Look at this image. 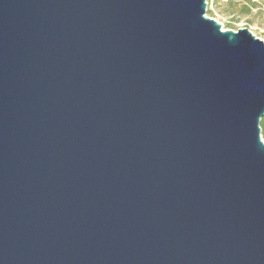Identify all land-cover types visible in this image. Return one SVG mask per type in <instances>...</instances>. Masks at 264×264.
Wrapping results in <instances>:
<instances>
[{
	"label": "water",
	"instance_id": "water-1",
	"mask_svg": "<svg viewBox=\"0 0 264 264\" xmlns=\"http://www.w3.org/2000/svg\"><path fill=\"white\" fill-rule=\"evenodd\" d=\"M206 0H0V264H264V42Z\"/></svg>",
	"mask_w": 264,
	"mask_h": 264
},
{
	"label": "rangeland",
	"instance_id": "rangeland-1",
	"mask_svg": "<svg viewBox=\"0 0 264 264\" xmlns=\"http://www.w3.org/2000/svg\"><path fill=\"white\" fill-rule=\"evenodd\" d=\"M205 16L222 30L247 29L264 42V0H206Z\"/></svg>",
	"mask_w": 264,
	"mask_h": 264
},
{
	"label": "trees",
	"instance_id": "trees-1",
	"mask_svg": "<svg viewBox=\"0 0 264 264\" xmlns=\"http://www.w3.org/2000/svg\"><path fill=\"white\" fill-rule=\"evenodd\" d=\"M259 126L261 129V137H262V139H264V118L261 119Z\"/></svg>",
	"mask_w": 264,
	"mask_h": 264
},
{
	"label": "built area",
	"instance_id": "built-area-1",
	"mask_svg": "<svg viewBox=\"0 0 264 264\" xmlns=\"http://www.w3.org/2000/svg\"><path fill=\"white\" fill-rule=\"evenodd\" d=\"M208 5V4H207ZM218 23V22H217Z\"/></svg>",
	"mask_w": 264,
	"mask_h": 264
}]
</instances>
